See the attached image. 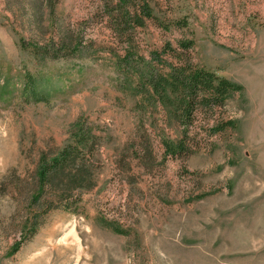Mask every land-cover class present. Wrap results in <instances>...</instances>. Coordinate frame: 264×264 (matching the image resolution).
Segmentation results:
<instances>
[{"label":"rangeland","instance_id":"1","mask_svg":"<svg viewBox=\"0 0 264 264\" xmlns=\"http://www.w3.org/2000/svg\"><path fill=\"white\" fill-rule=\"evenodd\" d=\"M104 1L0 0V84L51 73L59 90L48 103L0 95V264H264V0H147L153 18L126 30ZM36 16L45 39L70 27L79 51L35 61L20 44ZM155 52L243 91L200 107L186 138L174 107L141 85L143 57L170 71ZM77 124L96 140L95 184L71 210H46L33 200L40 158L74 142ZM184 138L187 153L166 151Z\"/></svg>","mask_w":264,"mask_h":264},{"label":"trees","instance_id":"2","mask_svg":"<svg viewBox=\"0 0 264 264\" xmlns=\"http://www.w3.org/2000/svg\"><path fill=\"white\" fill-rule=\"evenodd\" d=\"M131 0H105L106 7H112V17L114 26L128 29L129 25L143 26L146 19L153 18V10L147 0L142 4H132ZM134 3V2H133ZM36 4H34L35 6ZM134 5V6H133ZM136 5V6H135ZM132 7L134 10L132 11ZM111 16V14H110ZM41 17H34V24L37 26L32 37V41L22 39L20 48L28 51L35 61L59 58V54H70L79 51L78 40L75 38L74 31L70 27H63L55 38H44L39 32ZM128 32L122 31L121 35ZM80 41V40H79ZM194 45L192 40H180L178 49L186 52ZM170 44L165 45L163 52L169 50L175 52ZM162 52V53H163ZM127 58V57H126ZM153 59L162 66L169 67L168 74L159 70L152 61L141 58L136 64L145 67L139 73L141 75V85L149 88L154 97L162 104L168 106L171 104L175 109V114L179 121L185 127L184 137H188V128L194 123L197 111L200 107L222 106L229 96L235 92L243 91V87L229 79L219 76L214 72L204 68L195 67L193 62L181 58L178 65L171 64L163 60L162 54L153 53ZM128 69L137 68L131 66L128 60H124ZM13 75L9 73L4 84H0V95H16L26 103H48L52 95L59 90H52L49 81L52 80L50 73L33 74L29 71L18 74L15 81ZM16 82L19 86L14 87ZM15 97V96H13ZM232 122L217 126L216 132L223 131L229 127ZM73 139L74 142L67 144L53 156L42 155L39 161L37 171L38 188L33 196L34 201L43 200L46 210L62 206L71 210L73 205L78 202L76 191L80 189L91 188L95 184L94 168L88 166L93 157V146L96 140L90 136L91 131L84 125L77 124ZM187 139H181L179 142H165L166 151L172 156H178L189 151ZM88 150V156L83 155ZM71 207V208H70Z\"/></svg>","mask_w":264,"mask_h":264}]
</instances>
